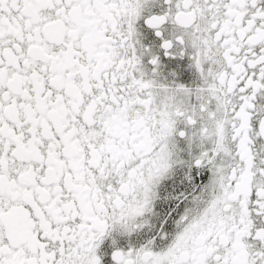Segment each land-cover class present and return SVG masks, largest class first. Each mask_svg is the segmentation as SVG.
Returning <instances> with one entry per match:
<instances>
[{"label":"snow or ice","instance_id":"1","mask_svg":"<svg viewBox=\"0 0 264 264\" xmlns=\"http://www.w3.org/2000/svg\"><path fill=\"white\" fill-rule=\"evenodd\" d=\"M0 264H264V0H0Z\"/></svg>","mask_w":264,"mask_h":264}]
</instances>
